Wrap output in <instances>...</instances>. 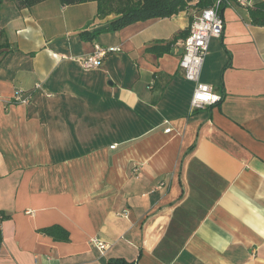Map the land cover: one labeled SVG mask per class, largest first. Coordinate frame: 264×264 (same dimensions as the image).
Returning a JSON list of instances; mask_svg holds the SVG:
<instances>
[{
  "label": "crops",
  "instance_id": "obj_1",
  "mask_svg": "<svg viewBox=\"0 0 264 264\" xmlns=\"http://www.w3.org/2000/svg\"><path fill=\"white\" fill-rule=\"evenodd\" d=\"M250 1L220 9L201 81L222 99L200 111L184 39L165 49L198 0L92 42L114 18L95 2L3 3L0 264H264V27L249 11L264 0ZM95 44L121 51L87 71Z\"/></svg>",
  "mask_w": 264,
  "mask_h": 264
},
{
  "label": "built area",
  "instance_id": "obj_2",
  "mask_svg": "<svg viewBox=\"0 0 264 264\" xmlns=\"http://www.w3.org/2000/svg\"><path fill=\"white\" fill-rule=\"evenodd\" d=\"M237 1L242 6H250L251 2L250 0ZM226 2L227 0H216L214 6L200 11L193 18L189 36L182 41L183 51L179 66L185 79L195 86L191 99V109L193 111L205 110L218 104L222 99L214 92L212 87L201 81V74L211 40L214 38L219 39L223 35L224 21L220 15V9ZM120 51L119 47H103L95 44L93 52L81 61L82 67L87 71L99 69L109 54ZM31 101V95H24L21 92H18L13 99L14 104L22 105H29ZM170 131V129H167L166 133ZM93 244L102 252L107 249V245L98 239H94Z\"/></svg>",
  "mask_w": 264,
  "mask_h": 264
},
{
  "label": "trees",
  "instance_id": "obj_3",
  "mask_svg": "<svg viewBox=\"0 0 264 264\" xmlns=\"http://www.w3.org/2000/svg\"><path fill=\"white\" fill-rule=\"evenodd\" d=\"M5 1H15L20 8H29L47 0H0V9ZM193 0H60L63 6L80 5L90 2L97 3V17L100 19L114 16V18L93 32L83 33V39L94 41L97 37L106 33H116L126 27L151 19L171 18L187 10ZM216 0H198L194 6L198 11H202L214 6ZM223 7V6H222ZM221 7V8H222ZM250 17L255 26L264 27V1L249 7ZM193 21V20H192ZM192 23V22H191ZM188 32L177 34L166 46L179 39H186ZM6 45V36L0 31V48ZM3 220L8 217L3 216ZM113 264H128L126 262L113 261Z\"/></svg>",
  "mask_w": 264,
  "mask_h": 264
}]
</instances>
